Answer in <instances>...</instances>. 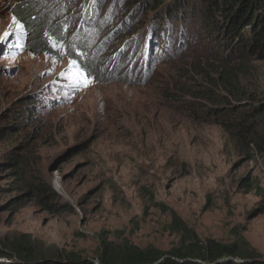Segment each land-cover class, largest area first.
<instances>
[{
	"label": "rangeland",
	"instance_id": "obj_1",
	"mask_svg": "<svg viewBox=\"0 0 264 264\" xmlns=\"http://www.w3.org/2000/svg\"><path fill=\"white\" fill-rule=\"evenodd\" d=\"M19 1L0 0V238L96 262L103 240L168 251L174 208L202 239L245 228L264 255L260 197L242 186L264 187V157L245 159L220 125L196 120L202 86L180 78L219 48L190 1L174 18L126 0H32L39 41ZM248 64L245 86L264 94V60ZM40 182L53 207L30 189Z\"/></svg>",
	"mask_w": 264,
	"mask_h": 264
},
{
	"label": "trees",
	"instance_id": "obj_2",
	"mask_svg": "<svg viewBox=\"0 0 264 264\" xmlns=\"http://www.w3.org/2000/svg\"><path fill=\"white\" fill-rule=\"evenodd\" d=\"M186 1H190V10L195 15L201 13L205 18L207 41L217 39L215 43L219 46L211 63L208 58L204 61L201 58L181 68L180 78H192V84H200L202 88L192 92L206 100L193 108L194 117L220 125L245 159H253L255 155L264 157V94L256 86L250 88L244 84V77L250 72L248 63L264 60V0ZM17 4L15 15L36 36L33 40L39 41L43 31L38 23L39 11L32 0H20ZM182 5L178 0H126L129 11L139 7L146 12L165 10L167 16L174 18ZM41 46L46 48L47 44L43 42L38 48ZM242 186L260 197L259 211L264 212V187L259 181L247 177ZM32 188L41 203L53 207L50 201L56 193L51 186L40 182ZM169 210L170 226L178 234L179 243L168 251L139 248L128 240L120 243L103 240L97 251V263L74 252L66 254L59 249L39 248L30 235L21 234L0 238V259L5 258L0 264H242L234 258L251 260L243 264H264L260 261L264 255L244 236L245 228H234L235 238L228 243L202 239L174 208Z\"/></svg>",
	"mask_w": 264,
	"mask_h": 264
},
{
	"label": "snow or ice",
	"instance_id": "obj_3",
	"mask_svg": "<svg viewBox=\"0 0 264 264\" xmlns=\"http://www.w3.org/2000/svg\"><path fill=\"white\" fill-rule=\"evenodd\" d=\"M13 24H15L16 23V19H15V17H13ZM10 35V33H8V32H5L4 33V36L5 37H7V36H9ZM73 65H75V62H73ZM76 75L78 76V77H80L81 78V80H82V82L85 84V86H87V84L88 83H90V81L88 80V77H87V75L86 74H84L82 71H77L76 72Z\"/></svg>",
	"mask_w": 264,
	"mask_h": 264
},
{
	"label": "water",
	"instance_id": "obj_4",
	"mask_svg": "<svg viewBox=\"0 0 264 264\" xmlns=\"http://www.w3.org/2000/svg\"><path fill=\"white\" fill-rule=\"evenodd\" d=\"M2 260H5V258H1ZM0 259V260H1ZM227 260H233L232 258H229ZM234 260L237 262V263H247V262H251V260H245V259H241V258H234ZM260 261H263L264 262V257L262 258V260L260 259ZM98 263V262H97Z\"/></svg>",
	"mask_w": 264,
	"mask_h": 264
}]
</instances>
